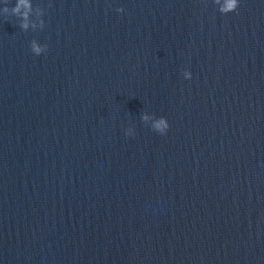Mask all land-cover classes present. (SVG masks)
I'll return each mask as SVG.
<instances>
[{"label": "water", "instance_id": "obj_1", "mask_svg": "<svg viewBox=\"0 0 264 264\" xmlns=\"http://www.w3.org/2000/svg\"><path fill=\"white\" fill-rule=\"evenodd\" d=\"M30 2L0 0V264H264V0Z\"/></svg>", "mask_w": 264, "mask_h": 264}, {"label": "clouds", "instance_id": "obj_2", "mask_svg": "<svg viewBox=\"0 0 264 264\" xmlns=\"http://www.w3.org/2000/svg\"><path fill=\"white\" fill-rule=\"evenodd\" d=\"M226 2V11L231 12L235 10L238 5H237V0H225ZM32 4L30 0H16L15 6L11 8V12L14 15H17L19 19L21 20V23L19 27L23 30H27L29 27L28 24V18L29 14L32 10ZM8 8L5 7L4 11H7ZM118 12L123 11L122 9H117ZM34 27V25H33ZM42 51L41 48H38L35 44V42H32L31 44V52L36 54V56H39V53ZM143 119H147V117H143ZM154 130L157 132L159 135H164L167 132L168 129V124L164 118H161L157 121L154 122L153 125Z\"/></svg>", "mask_w": 264, "mask_h": 264}]
</instances>
